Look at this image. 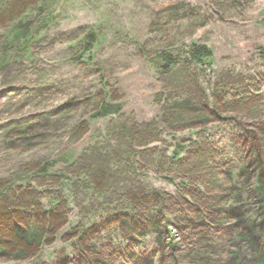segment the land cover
Segmentation results:
<instances>
[{
    "label": "rangeland",
    "instance_id": "rangeland-1",
    "mask_svg": "<svg viewBox=\"0 0 264 264\" xmlns=\"http://www.w3.org/2000/svg\"><path fill=\"white\" fill-rule=\"evenodd\" d=\"M26 1L0 0V182L21 184L22 171L42 161L67 171L92 150L114 156L137 133L157 138V159L177 144H190L182 160L196 159L188 155L195 146L211 147L213 166L183 168L194 186L178 162L165 174L146 167L143 183L166 194L167 205L146 216L127 210L109 236L119 254L112 262L99 249L91 264H256L264 245V0H49L41 12L15 14ZM90 33L94 44L81 55ZM193 46L208 52L203 71L192 68L183 82L179 72L161 75L159 52ZM182 83L191 98L181 91L169 99ZM105 92L122 111L91 120ZM227 94L233 113L216 105ZM0 234L42 251L31 259L0 250V264H84L69 242L45 240L44 231L19 225Z\"/></svg>",
    "mask_w": 264,
    "mask_h": 264
},
{
    "label": "trees",
    "instance_id": "trees-1",
    "mask_svg": "<svg viewBox=\"0 0 264 264\" xmlns=\"http://www.w3.org/2000/svg\"><path fill=\"white\" fill-rule=\"evenodd\" d=\"M48 1L27 0L19 4V7L17 4L14 13L17 14V11L35 13L37 7L41 12L43 9L41 5ZM11 5L8 9L12 7ZM18 25L21 29L27 28L26 24ZM94 35L90 33L82 40L84 49L81 55L90 52L95 40ZM182 50L184 52L181 50L175 53L161 51L157 54L156 61L159 62L158 69L162 76H170L174 72H179L177 75H183V80H181L183 82L185 78L194 77L191 74L192 68H200L203 71L208 64L210 58L206 49L193 46L189 49L182 48ZM259 58L264 61V49L260 50ZM153 60L154 58L149 60L150 63ZM179 86L176 91L172 90L171 94L174 97L169 99H176L180 96L177 93L181 91L187 94L186 97L191 95L190 90L184 84ZM105 95L99 98L98 105L93 109L90 117L91 120L106 119L121 113L122 105L118 104L119 102L113 103L109 93L105 92ZM217 97L214 94L213 98ZM232 98L227 94L221 102L216 101L222 113H233L234 110H226ZM86 124L88 123L84 121L80 125V138L88 134V130L85 129ZM143 135L145 133L129 136L126 140L127 149L114 156L108 155L100 148L86 152L79 158L73 170H60L58 162L48 160L24 169L22 174L26 176V181L23 180L21 184L0 182V232L4 233L6 230L10 231L12 227L24 225L44 231L45 240L56 237V239L61 238L59 241L69 242L73 254L79 257L84 264H91L93 253L98 252L99 249L100 256L103 251H106L107 256L104 257L113 262L120 248L113 246L109 236L113 234L114 229L116 230L115 225L119 224L120 218L125 215L126 211H134L136 214L146 216L152 208H162L168 203L166 194L145 186L143 183L142 177L145 175L146 167L152 168L155 173L160 169L165 174L171 172L178 162L179 174L187 178L190 183L192 181L194 186V177H192L194 174L186 172V168L194 165L195 170L202 172L217 161L216 152L211 147L207 150L202 146L191 148L188 154L189 156L196 155V159L188 157L182 160L190 144L188 146L177 144L169 158L163 156L157 159L160 153L155 147L150 148V145L158 142L157 138ZM180 155L183 157L179 158ZM146 159L149 160H147L149 165L145 163L141 166V161ZM197 163L198 167H196ZM198 182L201 183L200 179ZM74 211L77 213L75 215L78 220L76 225L71 224ZM0 250L22 252L31 259L42 255V251H39L35 245L12 236H4V234H0ZM256 264H264V245L260 247Z\"/></svg>",
    "mask_w": 264,
    "mask_h": 264
}]
</instances>
